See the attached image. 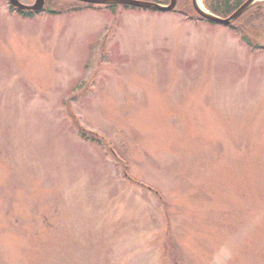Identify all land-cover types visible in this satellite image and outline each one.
I'll use <instances>...</instances> for the list:
<instances>
[{
	"label": "rangeland",
	"instance_id": "1",
	"mask_svg": "<svg viewBox=\"0 0 264 264\" xmlns=\"http://www.w3.org/2000/svg\"><path fill=\"white\" fill-rule=\"evenodd\" d=\"M257 3L0 0V264H264Z\"/></svg>",
	"mask_w": 264,
	"mask_h": 264
},
{
	"label": "water",
	"instance_id": "2",
	"mask_svg": "<svg viewBox=\"0 0 264 264\" xmlns=\"http://www.w3.org/2000/svg\"><path fill=\"white\" fill-rule=\"evenodd\" d=\"M10 3L17 7L18 9H31V10H40L44 5V0H35L34 4L27 6L21 4L18 0H9ZM88 3H101V4H123V5H131L135 7H140L144 9H153L158 11H170L174 8L176 0H170L169 4L162 5L156 2L146 1V0H79ZM256 0H246L239 8H237L231 15L226 18L218 17L213 15L210 12H206L202 10L195 0H193V6L195 10L205 19L218 23L221 25H228L236 19L241 13H243L251 4H253Z\"/></svg>",
	"mask_w": 264,
	"mask_h": 264
},
{
	"label": "trees",
	"instance_id": "3",
	"mask_svg": "<svg viewBox=\"0 0 264 264\" xmlns=\"http://www.w3.org/2000/svg\"><path fill=\"white\" fill-rule=\"evenodd\" d=\"M164 1L166 0H161L159 1V3H164ZM244 0H210V2L208 3L209 9L216 15L218 16H222V17H226L229 14H231ZM91 5V4H88ZM258 4L253 5L251 8H249L246 12H244L242 15H244L245 13H250V14H256L257 18L259 17V14L261 12H259V5ZM111 9H115L118 5H108ZM127 7V6H125ZM131 8H135V7H131ZM174 11V10H173ZM246 14V15H247ZM22 16L24 17H28V18H32L33 14L31 12H23L21 13ZM241 15V16H242ZM240 16V17H241ZM200 18V20L204 21L203 18H201L200 16H198ZM240 17L238 19H236L234 22H232V25H230V28H233V24H235L236 22L239 21ZM206 21V20H205ZM212 24V23H211ZM239 32V31H238ZM244 40L246 41V45L250 46L252 49H255L257 47H260L257 43H252L250 42L247 38L243 37ZM78 133L79 136L86 140V141H90V142H100V139L95 137L94 135L87 133L85 131H82L80 129H78Z\"/></svg>",
	"mask_w": 264,
	"mask_h": 264
},
{
	"label": "bare ground",
	"instance_id": "4",
	"mask_svg": "<svg viewBox=\"0 0 264 264\" xmlns=\"http://www.w3.org/2000/svg\"><path fill=\"white\" fill-rule=\"evenodd\" d=\"M197 3H198V6H199L202 10H204L203 7H202V5H201V3H200V0H198Z\"/></svg>",
	"mask_w": 264,
	"mask_h": 264
}]
</instances>
